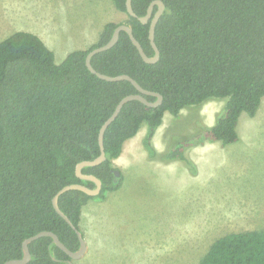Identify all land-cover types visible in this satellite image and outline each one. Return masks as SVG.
I'll list each match as a JSON object with an SVG mask.
<instances>
[{
	"label": "trees",
	"instance_id": "16d2710c",
	"mask_svg": "<svg viewBox=\"0 0 264 264\" xmlns=\"http://www.w3.org/2000/svg\"><path fill=\"white\" fill-rule=\"evenodd\" d=\"M152 1L131 0L133 16L126 11V0H113L127 20L105 22L96 43L69 51L58 63L33 32L15 30L0 40V264L20 258L23 240L41 230L54 232L70 250L79 247L75 230L54 209L52 198L66 184L94 187L76 176L75 166L99 154V129L118 101L139 93L127 79L98 77L86 66L85 57L106 43L120 23L130 25L144 52L152 55L150 19L146 23L138 19ZM161 1L164 10L154 28L159 50L155 62L143 60L124 30L114 45L90 58L96 71L128 74L142 88L160 93L162 101L150 106L128 100L106 127L105 159L82 168L100 179L97 195L68 189L58 196L60 210L79 230L86 202L121 187L113 160L142 124L146 125L142 145L150 159L178 160L194 170L186 149L237 142L240 115L253 117L264 98V0ZM156 9L155 4L152 15ZM142 95L147 101L156 99ZM222 99L226 100L213 124L200 123L187 135L171 136L162 151L156 149L153 136L166 112L178 118L186 107ZM28 248L27 264H68L69 256L50 236L32 240ZM198 264H264V227L216 238Z\"/></svg>",
	"mask_w": 264,
	"mask_h": 264
},
{
	"label": "rangeland",
	"instance_id": "374dc122",
	"mask_svg": "<svg viewBox=\"0 0 264 264\" xmlns=\"http://www.w3.org/2000/svg\"><path fill=\"white\" fill-rule=\"evenodd\" d=\"M125 20L113 0H0V40L15 30L33 32L57 63L96 43L105 22ZM225 100L186 107L178 118L166 112L153 136L156 149L200 123L213 124ZM238 123L237 142L186 149L194 170L182 161L150 159L142 124L113 160L121 187L82 208L86 251L73 263L198 264L216 238L264 227V98L253 117L242 113Z\"/></svg>",
	"mask_w": 264,
	"mask_h": 264
},
{
	"label": "water",
	"instance_id": "95a60500",
	"mask_svg": "<svg viewBox=\"0 0 264 264\" xmlns=\"http://www.w3.org/2000/svg\"><path fill=\"white\" fill-rule=\"evenodd\" d=\"M126 4V11L130 14L135 16V13L132 10V6H131V0H126L125 2ZM157 5V9L155 10L154 14L151 16V12H152V8L154 5ZM164 10V3L161 0H154L150 3V5L147 8V11L144 15L139 16L138 19L142 22V23H146L147 20L150 18V22H149V29H148V37L150 39V43L153 47L154 53L152 55H147L144 50L142 49L140 43L138 42V40L134 37L133 32H132V27L128 24L125 23H120L118 25H116V27L114 28L111 37L109 38V40L102 44L99 45L97 47H94L93 49H91L86 57H85V63L86 66L88 67V69L92 72L95 73L98 77L106 79V80H110V81H114V80H121V79H127L129 81H131L133 83V85L138 89L139 93H131V94H127L124 97H122L118 103L116 104L114 110L112 111V113L105 119V121L102 123L100 129H99V133H98V142H99V147H100V152L99 154L94 157L93 159L90 160H82L80 162H78L75 166V173L76 176L79 177L80 179L83 180H88L94 183V187L90 188L82 183H70V184H66L63 187H61L53 196L52 198V204L54 209L57 211V213L59 215H61L63 217V219L66 220L67 223L70 224V226L75 230L77 237L79 239V247L76 250H70L68 249L58 238V236L50 231V230H41L29 237H26L23 242H22V256L20 258H12V259H8L6 260L3 264H27V262L30 260V252H29V248H28V244L43 235H47L50 236L52 238V241L59 247L61 248L68 256H69V260H68V264H73V261L79 257H81L85 251H86V243L85 240L83 238L82 232L81 230H79L78 228H76L71 221L68 219V217L60 210L59 206H58V196L64 192L65 190L68 189H79L84 191L85 193H87L88 195H97L100 190H101V181L99 178H97L95 175L93 174H88V173H83L82 172V168L84 166H89V165H96L98 163H100L101 161H103L105 159V153H104V146H103V133L104 130L106 129V127L115 119V117L117 116L118 112L120 111L122 105L131 99H137L142 101L143 103H145L146 105H150V106H156L158 104L161 103L162 101V95L158 92H152L149 90H146L144 88H142L131 76H129L128 74H118V75H107L104 73H100L98 71H96L91 63H90V58L91 56L99 51L105 50L110 48L112 45L115 44V42L118 39V35L120 30H124L127 32V34L129 35L130 40L132 41V43L136 46V48L138 49L141 57L143 58L144 61L152 63L155 62L158 59V55H159V50L154 42V28L156 25V22L158 21L161 13ZM142 94H152L156 96V99L154 101H147L144 96ZM113 173L116 177L120 176V171L118 169H113Z\"/></svg>",
	"mask_w": 264,
	"mask_h": 264
},
{
	"label": "flooded vegetation",
	"instance_id": "af4514ba",
	"mask_svg": "<svg viewBox=\"0 0 264 264\" xmlns=\"http://www.w3.org/2000/svg\"><path fill=\"white\" fill-rule=\"evenodd\" d=\"M151 16H152V12H151ZM149 19H150V18H149ZM149 19H148V20H149ZM148 20H147V21H148ZM73 264H74V263H73Z\"/></svg>",
	"mask_w": 264,
	"mask_h": 264
},
{
	"label": "crops",
	"instance_id": "0c3cea01",
	"mask_svg": "<svg viewBox=\"0 0 264 264\" xmlns=\"http://www.w3.org/2000/svg\"><path fill=\"white\" fill-rule=\"evenodd\" d=\"M239 124V123H238ZM131 139V138H130ZM129 140V139H128ZM239 140H240V137H239Z\"/></svg>",
	"mask_w": 264,
	"mask_h": 264
}]
</instances>
